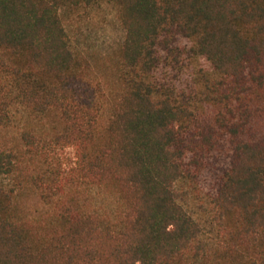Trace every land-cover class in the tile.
I'll use <instances>...</instances> for the list:
<instances>
[{
	"label": "trees",
	"instance_id": "trees-1",
	"mask_svg": "<svg viewBox=\"0 0 264 264\" xmlns=\"http://www.w3.org/2000/svg\"><path fill=\"white\" fill-rule=\"evenodd\" d=\"M0 264H264V0H0Z\"/></svg>",
	"mask_w": 264,
	"mask_h": 264
},
{
	"label": "rangeland",
	"instance_id": "rangeland-1",
	"mask_svg": "<svg viewBox=\"0 0 264 264\" xmlns=\"http://www.w3.org/2000/svg\"><path fill=\"white\" fill-rule=\"evenodd\" d=\"M66 26L75 49L81 52H106L118 47L124 39V31L112 5H102L72 15L66 20ZM188 205L197 216L203 212L193 198Z\"/></svg>",
	"mask_w": 264,
	"mask_h": 264
}]
</instances>
